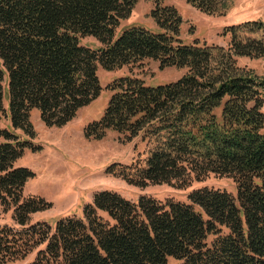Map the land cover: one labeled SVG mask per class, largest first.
I'll return each mask as SVG.
<instances>
[{
    "label": "trees",
    "instance_id": "1",
    "mask_svg": "<svg viewBox=\"0 0 264 264\" xmlns=\"http://www.w3.org/2000/svg\"><path fill=\"white\" fill-rule=\"evenodd\" d=\"M137 1L0 0V59L13 128L34 136V110L49 128L72 121L102 92L99 65L112 71L151 59L161 69H187L177 82L154 87L136 77L115 80L102 118L85 136L102 140L111 130L130 142L145 132L153 142L145 163L106 171L131 186H186L215 174L234 180L237 197L203 188L189 195V204L147 196L132 202L104 190L82 218L61 219L53 230L32 223V215L52 204L24 195L34 173L16 162L27 144L0 125V206L12 209L15 223L0 227V264L36 250L28 264H168L170 258L176 264H264V79L237 60L264 56V23L226 27L228 47L186 44L178 10L157 5L152 17L160 31L132 26L114 41ZM186 1L208 14L221 10L222 0ZM79 36H95L103 47L80 46ZM4 77L0 67V114ZM209 236H216L211 244Z\"/></svg>",
    "mask_w": 264,
    "mask_h": 264
},
{
    "label": "rangeland",
    "instance_id": "2",
    "mask_svg": "<svg viewBox=\"0 0 264 264\" xmlns=\"http://www.w3.org/2000/svg\"><path fill=\"white\" fill-rule=\"evenodd\" d=\"M221 3L220 11L208 14L186 0H138L131 14L120 20L114 41L125 29L132 26H140L154 32L160 31L152 17V11L157 5L173 6L178 10L183 19L179 38L186 44L199 41L201 44L228 47L230 34H226V27L247 21L264 23V0H222ZM79 42L80 46L92 50L103 47L95 36H79ZM237 60L240 67L252 70L253 74L264 79V56L256 59L238 57ZM0 67L5 73L3 82L5 112L0 114V125L14 132L27 144L16 166L28 168L34 173L25 185L24 195L41 197L52 204L50 209L32 215V223L44 222L54 230L61 219L72 216L82 218L84 207L92 204L94 195L104 190L117 192L132 202H136L141 196H147L159 201L172 199L189 204V195L194 190L203 188L227 191L237 197L238 191L234 180L215 174H209L202 180L192 178L186 186L179 184L151 185L146 188L131 186L124 180L107 174L106 171L113 164L145 163L153 144L145 136V132L130 142L125 136L111 130L102 140H91L85 136V128L102 118L113 95L109 87L115 80L136 77L142 79L146 85L154 87L177 82L188 72L187 69L177 67L161 69L159 62L151 59L112 71L105 70L99 65L97 73L102 86L100 96L62 127H47L41 120L39 111L34 110L31 122L35 134L30 136L12 126L8 73L1 59ZM195 208L204 213L199 207ZM5 225L15 227L13 211L12 209L6 211L0 206V227ZM223 234H228V231L224 230ZM215 238L216 236H209L208 243L211 244ZM36 254L37 250L25 260L8 264H28L35 259ZM168 264H176V260L170 258Z\"/></svg>",
    "mask_w": 264,
    "mask_h": 264
}]
</instances>
